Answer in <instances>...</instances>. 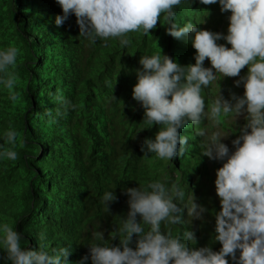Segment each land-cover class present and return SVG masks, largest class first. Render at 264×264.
I'll return each instance as SVG.
<instances>
[{"label":"trees","instance_id":"obj_1","mask_svg":"<svg viewBox=\"0 0 264 264\" xmlns=\"http://www.w3.org/2000/svg\"><path fill=\"white\" fill-rule=\"evenodd\" d=\"M175 11L181 26L191 21L212 32L225 26L227 31L229 20L223 22V16L231 14L222 13L219 3L203 5L200 0H183ZM62 14L56 0H0V49L10 45L19 49L17 63L10 69L17 77L15 103L0 84V145L7 146L4 132L9 127L18 133V158H0V225L8 223L19 232L22 247L42 248L50 255L65 248L64 264H81L84 256L89 258L83 264H92L91 244L120 243L117 234L129 210L127 188L160 180L169 187L179 185L208 215L215 205L208 190L211 177L201 165L206 161L196 157L198 165L190 163L196 150L200 155L203 151L194 126L179 129L188 137L183 156L165 161L146 154L141 146L146 138H155L160 125L149 127L143 107L132 95L141 56L160 53L182 66L194 64L196 50L191 42L169 35L161 17L148 34L130 32L128 46H121L118 38L92 43L79 35L74 14L70 22L57 26L55 17ZM217 43L231 47L223 39ZM80 49L84 56L78 55ZM65 51L82 66L71 64ZM213 85L202 94L227 88L228 78ZM57 95L77 108L64 114ZM106 191L118 198L109 202V211L102 200ZM169 228L181 237L192 231L184 220L178 225L161 224L162 231ZM199 229L195 233L201 235ZM203 231L201 242L206 239ZM99 232L103 241L97 240ZM136 238L134 234L130 247L135 248ZM2 239L0 233V264H11Z\"/></svg>","mask_w":264,"mask_h":264},{"label":"clouds","instance_id":"obj_2","mask_svg":"<svg viewBox=\"0 0 264 264\" xmlns=\"http://www.w3.org/2000/svg\"><path fill=\"white\" fill-rule=\"evenodd\" d=\"M56 2L63 14L55 17V24H67L74 14L79 35L92 43L118 38L121 46H128L130 32L148 34L163 17L167 33L176 39L187 38L196 50L195 63L183 66L166 54L141 56L142 67L136 70L132 95L143 107L149 127L160 125L155 138H146L141 146L146 154L154 153L165 161L183 156L188 151V137L179 129L194 126L193 134L202 140V155L207 159L197 150L192 159L206 161L201 165L207 167L211 177L208 190L214 213L208 215L193 196L185 195L174 183L169 187L155 180L127 188L129 210L117 234L120 243L91 244L92 264H264V0H200L203 5L219 3L222 13H231L223 16V22L229 20L227 31L225 26L217 32L199 28L191 21L181 26L175 9L183 0ZM221 39L231 47L218 44ZM18 54L15 46L0 49V84L14 103L18 100L14 91L17 77L10 69L15 67ZM78 55L84 56L81 49ZM64 56L71 64L82 66L66 51ZM206 59L211 67L204 66ZM242 69L248 70L245 76H240ZM237 76L240 79L236 85L244 87L241 96L231 93L226 99L220 87L216 98L202 94L214 81ZM55 99L65 108L64 114L77 108L62 95ZM57 115L62 113L57 111ZM218 125L229 133L234 151L230 152L222 142L226 135L222 136ZM209 127L216 132L207 136ZM4 140L7 146L0 145V158L15 161L18 133L9 127ZM193 192L199 194L194 189ZM117 199L113 191H106L102 197L108 211L109 202ZM182 220L192 230L184 231L182 237L174 236L170 228L161 229L162 223L178 225ZM198 228L201 235L203 229L207 231L202 242L201 235L195 233ZM0 233L11 264H64L62 257L68 255L65 248L50 255L42 248L22 247L20 233L8 223L0 225ZM134 234L136 246L132 248L129 245ZM97 240H104L103 233H97ZM88 258L84 256L81 264Z\"/></svg>","mask_w":264,"mask_h":264},{"label":"rangeland","instance_id":"obj_3","mask_svg":"<svg viewBox=\"0 0 264 264\" xmlns=\"http://www.w3.org/2000/svg\"><path fill=\"white\" fill-rule=\"evenodd\" d=\"M204 66H205V67H211L210 60L206 59L205 62H204ZM217 75H218V79H219V74H217ZM245 75H246V73H244V72H241V73H240V76H245ZM240 76H237V77H227V78H228V81H229V86H227V88L224 87L223 90H220V92L223 94V96H224L226 99H228L229 97H231V93H235L237 96H241V95L244 93V87H243V84H241L240 86H237L236 83H235L236 80H239V79H240ZM223 78H224V77H223ZM223 78H221L220 80H222ZM215 82H216V81H214L213 83H215ZM213 83H212L211 85H212V87L215 88V85H213ZM215 90H216L215 93L211 94L214 98H216V96H217L218 93H219V89H215ZM217 129H218L219 131H223L222 136H223V135H226V136H225L226 139H222V142L225 143V144L229 147L230 152H231V151H234L235 149H234V146H233V144H232V141H233V140L230 138L229 133H228L227 131H225V130H222V129L219 127V125L217 126ZM213 132H216V130L213 129V128H210V127H209V128H208V131H207V136H210ZM217 133H219V132H217ZM219 134H220V133H219ZM205 140H207V139H205ZM190 160H191V162H195L196 165H197V162H196L195 160H193V159H190ZM186 165L192 167V166H191L190 164H188V163H186ZM189 170H190V168H189ZM203 182H204V180H203ZM212 190L216 191V190H215V187H214Z\"/></svg>","mask_w":264,"mask_h":264},{"label":"bare ground","instance_id":"obj_4","mask_svg":"<svg viewBox=\"0 0 264 264\" xmlns=\"http://www.w3.org/2000/svg\"><path fill=\"white\" fill-rule=\"evenodd\" d=\"M99 226V225H98ZM99 228V227H98ZM183 229V228H182ZM200 231V230H199ZM100 233V232H99Z\"/></svg>","mask_w":264,"mask_h":264}]
</instances>
